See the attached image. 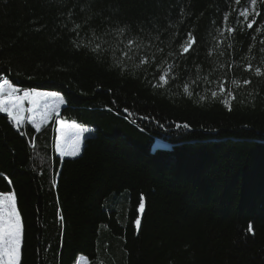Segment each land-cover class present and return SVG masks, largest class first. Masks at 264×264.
<instances>
[{
  "label": "trees",
  "instance_id": "trees-1",
  "mask_svg": "<svg viewBox=\"0 0 264 264\" xmlns=\"http://www.w3.org/2000/svg\"><path fill=\"white\" fill-rule=\"evenodd\" d=\"M249 4L0 0V81L60 93L57 117L89 130L61 158L52 122L0 113L21 264H264V0L244 19ZM121 28L144 46L131 59Z\"/></svg>",
  "mask_w": 264,
  "mask_h": 264
},
{
  "label": "rangeland",
  "instance_id": "rangeland-1",
  "mask_svg": "<svg viewBox=\"0 0 264 264\" xmlns=\"http://www.w3.org/2000/svg\"><path fill=\"white\" fill-rule=\"evenodd\" d=\"M247 10V15H242L245 10L241 13L244 19H247L249 15L255 13V5L253 6L250 3ZM5 81L7 80L0 81V105L7 110L0 111V113L7 115L16 127L28 122L34 128L38 129L52 122L53 154L61 158L62 156H68L69 158L76 157L77 155L72 153V148L75 147L78 150V154L80 153L82 142L86 134L85 132L88 130V127L80 126L62 117H57L64 104L62 95L60 93L42 90L16 91L12 93V100L10 101L8 99L9 90L14 87L7 81L9 88H3L2 86L5 84ZM25 93L29 95L25 97ZM8 110L13 111L15 115L19 116V124L8 114ZM61 153H63V155ZM0 211H2V209H0ZM76 264H87V260L83 255H79Z\"/></svg>",
  "mask_w": 264,
  "mask_h": 264
},
{
  "label": "snow or ice",
  "instance_id": "snow-or-ice-1",
  "mask_svg": "<svg viewBox=\"0 0 264 264\" xmlns=\"http://www.w3.org/2000/svg\"><path fill=\"white\" fill-rule=\"evenodd\" d=\"M239 2V0H237ZM250 3L254 6L257 3V0H250ZM248 10L245 9L242 15H247ZM252 25L249 24L248 27ZM127 29L121 28L118 29V32L121 36L127 38ZM120 43H125L124 40H121ZM194 43V38L189 35L188 40L182 45V51L188 52L191 45ZM133 45L136 47L133 48ZM144 47L140 43L137 42L135 38H127V43L125 44V49L123 54L126 58L131 59L135 53ZM99 50V48L97 49ZM163 79V77H161ZM3 88H9L7 81L2 86ZM19 91L16 88H10L8 99L12 100V93ZM29 94L25 93V97ZM55 95V94H53ZM213 96L216 95L215 92L212 93ZM15 107V105H14ZM2 105H0V111H5ZM8 114L12 116L13 120L16 121L17 124L20 123V119L18 115H15L13 111L8 110ZM187 127V125H185ZM72 153L78 155V150L73 147ZM63 155V153H61ZM0 264H21V223L20 216L16 209L15 203V195L9 192L0 193ZM145 204L142 199L139 203V212L144 213ZM135 226L139 230L141 228V220H135ZM248 231L252 232V225H249Z\"/></svg>",
  "mask_w": 264,
  "mask_h": 264
},
{
  "label": "crops",
  "instance_id": "crops-1",
  "mask_svg": "<svg viewBox=\"0 0 264 264\" xmlns=\"http://www.w3.org/2000/svg\"><path fill=\"white\" fill-rule=\"evenodd\" d=\"M88 131H89V130H87L86 132H88ZM86 132H85V133H86Z\"/></svg>",
  "mask_w": 264,
  "mask_h": 264
}]
</instances>
